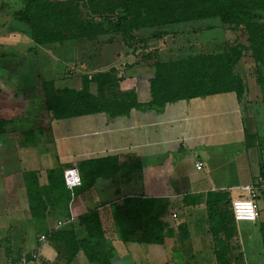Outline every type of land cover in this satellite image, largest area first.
<instances>
[{"label": "rangeland", "instance_id": "374dc122", "mask_svg": "<svg viewBox=\"0 0 264 264\" xmlns=\"http://www.w3.org/2000/svg\"><path fill=\"white\" fill-rule=\"evenodd\" d=\"M4 1L8 2L0 0V3L3 4ZM49 1L51 3H70L71 9L80 18L84 20L93 18L99 22L101 20L100 23L103 24L105 31L97 41L87 38L75 39L65 35V40L52 43L50 42L52 38H50L48 40L50 43L47 44L43 41L45 32L47 35L49 32V36L55 35L58 28L57 23H59L58 20H55L53 13L47 15V18L44 16L43 20L40 19L39 22L32 20L31 23H28L22 20L21 13H17L21 9L18 7L16 12L17 27L27 35L24 42L27 45L17 46L21 52H11L8 46L0 48V111L5 110L11 113L7 119H0V131L6 135H13L16 140L12 141V138L5 140L4 136L6 135L0 137V176L7 177L16 172L14 174L17 179L20 178V171L28 172L29 169L32 174L41 166L39 178H42L43 186L48 184L47 171L50 170L53 163L56 162L55 165L65 167L56 161L58 140L60 143L65 139L78 143L67 144V149L65 148L67 154H64L62 148H59L63 163L70 167H66L68 171L76 169L83 161L93 159L90 155L85 154L92 151L91 147L84 150L83 153V148L86 149V141L79 143V140H83V136L89 131L96 132L97 124L91 123L95 120V118H91L95 117L94 114L86 115L89 118H86L85 126L80 125L85 121L83 120L85 116L56 121L59 123L57 125L62 124L57 127L59 133L54 135L52 131L51 122L53 123L52 120L56 118V115L53 114L52 107H49L52 105L48 104L58 102L64 90H73L79 93L89 92L91 95L99 96V84L96 82V78L100 74L116 69L118 73L115 79L121 82L117 84L116 88L109 91V98L114 99L115 96L135 90L140 102H148L151 99L150 79L152 78L151 69L147 70L146 68L148 61L151 63L156 60L167 62L172 58L175 59L179 55L177 52H193L195 44L197 47L198 44L208 42L215 36L219 40L224 38L232 46L239 43L248 45L247 34L245 39L242 36L239 37L234 30L224 27L219 20L179 23L161 28L148 27L138 31L134 26L132 34L134 39L132 40L129 38L131 37L130 32L112 31L114 28L109 24V21L114 22L117 18L124 19L126 16L121 12L118 16L104 17L105 15L100 10L104 7L105 0H96L94 3L88 0ZM35 15L33 16L38 17ZM15 36V34H9L3 37L0 43L9 45V43H13L12 39ZM39 41L43 43L41 44ZM127 43L130 44L126 45ZM260 49V53L253 49L244 53L239 65L235 67V74H239L246 82V84L239 82L240 87L258 84L255 73L258 67L259 69L264 68L261 62V58L264 57V45H260ZM2 54L8 56L5 57ZM139 61H142V64L137 68H129ZM144 63L146 65L142 66ZM103 107L110 112L118 111V107L112 106L111 102ZM77 117L82 118L78 119ZM29 133L34 134L32 137L34 144L25 147V143L28 144L31 139ZM121 139L124 138L121 137ZM43 160L46 161L45 165L42 163ZM125 160L127 159L122 158L123 162ZM134 167L135 170L117 171L112 177L116 180L114 185L131 183L130 188L124 191L126 198L144 197L157 201L154 213L147 217V220L151 222L152 227L155 226L154 232L159 230L157 225H160L164 232L169 233L165 239L168 248L167 264H264V222L260 223L261 219L264 220V199L262 198L264 194L262 192L259 196L262 217L260 216L258 225L252 222H240L238 225L232 217L231 203L228 202L231 198L225 199L223 203L219 202L221 200L219 197H212L210 194L204 198V205L200 206L199 210L188 211L185 215L183 214L185 211L182 209L184 205L171 203L170 199L154 198L152 196L157 195L153 194L154 190L146 191L147 193L143 195L144 191L138 187L143 186L148 179H152V181L156 179L153 176L149 178V174L145 173L143 166L139 168L135 165ZM226 169L229 172L231 167L226 166ZM222 176L219 174L211 176L212 180L214 178L216 180L214 186L220 187L224 181L230 182L228 175L227 178L224 176V180L220 178ZM233 177L235 178V175L231 176V181L234 180ZM13 178L11 182L14 181ZM104 182V179L97 180L98 185ZM232 183L235 184V181ZM2 184L0 182V185ZM0 192L6 194L3 190ZM230 193L235 198L238 197L240 191L235 189ZM47 196H50L49 193ZM113 196L111 197L113 198ZM51 197L54 199L53 196ZM72 197L73 201L69 203L71 204L70 215L76 216L83 210L77 206L79 200L75 199L73 195ZM232 200L233 198L231 202ZM49 207L51 206L49 205ZM107 211L103 212V216H114V208L112 212L109 209ZM52 214L56 220L57 217H62L65 213L62 209H58ZM174 215L177 217L175 218ZM110 224H112L111 221ZM45 229L46 226L41 223L40 230L44 231ZM16 232H20V229L18 228ZM126 247L137 264H147L148 260L145 259L147 255L144 251H147L149 246L141 248L132 244ZM156 248L160 249V247ZM127 260L130 261L129 258ZM163 261L165 262L163 257L162 261L155 259V264H161Z\"/></svg>", "mask_w": 264, "mask_h": 264}, {"label": "crops", "instance_id": "0c3cea01", "mask_svg": "<svg viewBox=\"0 0 264 264\" xmlns=\"http://www.w3.org/2000/svg\"><path fill=\"white\" fill-rule=\"evenodd\" d=\"M7 1L0 3V42L9 34L16 36L9 45L0 43V48L8 46L11 52H21L17 46L27 45L24 44L27 35L17 27L18 20H16V12L21 1L15 0L17 4H12L15 3L12 2L13 0ZM28 37L33 42L31 37ZM94 116L91 118L95 120L91 123L97 124L94 132L96 134L89 131L83 136V140H79V143L86 141V149L83 148V153L91 147L92 151L85 154L93 159L114 156L125 158L126 155L131 154L141 158L145 173L149 174V178L153 176L156 179L155 181L148 179L143 186L138 187L144 191L143 195L154 190L153 194L157 195L150 193L152 197L170 199L171 203L184 205L182 209L185 215L188 211L199 210L200 206L204 205V198L209 194L215 193L233 198L231 210L234 200L249 198L245 190L248 186L257 189L258 199L261 192L264 194V86L254 83L245 87L242 93L231 91L205 98L181 100L167 104L162 110L133 109L128 116L115 118L103 112ZM87 117L89 118V116L83 117L85 121L80 123L81 126L86 125ZM52 121V131L55 135L59 133L57 127L62 124L57 125L59 123L56 122L61 120ZM90 126L92 128V125ZM2 135L6 134H0V137ZM4 137L5 140L12 138V141H16L13 135ZM57 142L56 161L65 165L63 169H66V179L68 171L66 167L69 166L63 163L59 148L67 154L65 151L67 144L77 141L71 142L65 139L61 143L59 140ZM198 162L204 165L201 171L196 169ZM42 163L45 165L46 161L43 160ZM55 164L56 162L49 169L61 167ZM226 166L231 167L229 172ZM41 168L40 166L34 171L38 184L46 187L49 183L43 186L42 178H39ZM72 170L78 172L81 180L79 169ZM27 171H20L18 180L14 174L16 172L7 177L0 176V182L3 183L0 185V190L6 192V194L0 192V264H20L24 254L35 251H39V258L30 264H97L90 262L83 250H79L75 258H71L63 242L54 237L50 238L54 233L72 230L79 235V239L83 238L85 231L79 217L89 208L97 205H101L99 212L103 228L113 248L114 256L111 264H135V259L130 256V251L128 252L126 247L132 244L141 248L149 246V249L144 251L148 258L145 257L146 261L148 260L147 264H155V259L162 261V257L165 262L161 264H167L166 244L162 246L124 242L117 233L115 217L103 216L104 211L108 212L109 209L112 212L113 205L126 198L124 191L130 188L131 183L116 186L115 178H97L93 187L80 196L76 195L75 189L81 184L70 189L66 183L74 198L79 200L77 206L83 212L70 218H66L65 213L55 220L53 214H50L51 207L48 204L43 218L31 212L28 188L29 185L35 188L38 184L25 178L31 170ZM215 174L223 175L220 177L223 180L228 175L230 182L224 181L220 187L214 186L216 180L215 178L212 180L211 176ZM232 175H235L232 180L235 184L231 181ZM12 178L14 181L11 182ZM99 179H104L105 182L98 185ZM235 189H238L240 194L234 198L230 191ZM262 198L264 199V195ZM194 204L198 205L193 206ZM260 221V223L264 222L263 219ZM41 223L46 226L44 231L40 230ZM236 223L239 225L240 222ZM254 224L258 225L259 220ZM18 228L20 232H16ZM43 235L48 239L42 245L39 243V238ZM128 258L130 261L127 260Z\"/></svg>", "mask_w": 264, "mask_h": 264}, {"label": "trees", "instance_id": "16d2710c", "mask_svg": "<svg viewBox=\"0 0 264 264\" xmlns=\"http://www.w3.org/2000/svg\"><path fill=\"white\" fill-rule=\"evenodd\" d=\"M22 20L31 23L43 20L45 16L53 13L58 20L56 34L52 36L45 32L44 42H61L65 35L70 38L97 41L105 31L100 20H84L71 9L70 3H51L49 0H20ZM94 3L96 0H88ZM101 13L104 17L118 16L121 12L126 17L109 21L114 28L112 31L130 32L132 40L134 26L137 31L142 28H161L168 25L190 22H202L204 20H219L224 27H228L239 37L246 38L247 44L229 45L227 40L211 38L210 41L195 44L193 52L178 53L175 59L167 62L156 60L147 64V70L151 71L150 79L151 99L148 102H140L135 90L125 92L123 95L109 98V91L116 88L121 81L116 80L118 73L113 69L107 73L98 75L96 82L99 84V96L89 92H75L64 90L62 97L56 103H51V110L56 115V120L86 116L90 114L107 113L111 118L128 116L133 109L162 110L167 104L181 100L205 98L211 95L238 91L243 92L245 87H240L239 82L246 84L244 78L235 74L237 67L244 57V53L253 49L260 53V45H264V0H105ZM95 7V6H94ZM96 9V8H94ZM99 11V12H100ZM38 17H34L33 15ZM263 14V15H262ZM35 15V16H36ZM130 19V20H129ZM31 21V22H30ZM30 25V24H29ZM31 26V25H30ZM211 29V28H210ZM51 39L49 42L48 40ZM40 42V41H39ZM130 42V41H128ZM41 44L43 42H40ZM45 43V44H46ZM130 43H127L128 45ZM44 45V44H43ZM7 57L6 55H4ZM255 60V57L252 55ZM256 58H259L256 56ZM8 59V58H5ZM260 59V58H259ZM147 60V59H146ZM258 60V59H257ZM264 66V57L261 58ZM142 61L136 62L132 67H138ZM146 65L145 63L142 65ZM257 67V64H256ZM149 68V69H148ZM114 74L115 76H113ZM257 83L264 86V68L256 70ZM108 86V87H106ZM108 88L107 90H105ZM102 94V97L100 95ZM112 103L118 111H108L103 106ZM102 103V104H101ZM11 115L8 111H0V119L5 120ZM0 134H3L0 131ZM25 147L32 146L34 134ZM28 141V139H27ZM36 141V138H35ZM124 162L119 156L95 158L83 161L77 168L81 174V186L76 188V195H83L89 191L97 178L111 179L117 171L135 170L143 166L142 159L136 155H126ZM65 170L61 167L48 172V185L41 187L38 184L35 173H27L25 178L35 181V188L29 185L28 193L31 202V212L43 218L47 210V204L51 206L50 214L62 209L66 218L71 217V204L73 197L66 185ZM29 180V181H30ZM48 191V192H47ZM49 193L50 196H47ZM75 195V197H76ZM54 199H52V197ZM57 196V197H56ZM212 197H219V202L229 199L225 195L213 193ZM259 201V199H258ZM231 203V199L228 200ZM157 201L144 197H127L121 203L114 204V217L119 237L124 242L141 244L165 245L168 232H164L160 225L159 230L147 217L152 215ZM101 205L89 208L85 214L79 217L81 226L84 227L85 236L79 239V235L72 231H60L54 233V237L65 244L71 258H75L79 250H83L89 261L97 264H111L114 256L111 242L106 238L103 228L100 210ZM232 211V210H231ZM234 219V215L232 213ZM151 218V217H150ZM50 240V239H49Z\"/></svg>", "mask_w": 264, "mask_h": 264}, {"label": "built area", "instance_id": "2783aa9c", "mask_svg": "<svg viewBox=\"0 0 264 264\" xmlns=\"http://www.w3.org/2000/svg\"><path fill=\"white\" fill-rule=\"evenodd\" d=\"M204 165L202 162L196 164V169L201 171ZM262 181V180H261ZM260 181V182H261ZM66 183L70 189H73L81 184L78 172L75 170H70L66 172ZM248 192L249 198L247 199H236L232 203V213L236 222H252L256 223L260 218V205L258 202V192L253 186H248L245 188ZM176 218L177 215H174ZM46 236H41L39 238L40 244H45L47 242ZM39 251H35L30 254H24L22 256L20 264H30L33 261L38 260Z\"/></svg>", "mask_w": 264, "mask_h": 264}]
</instances>
